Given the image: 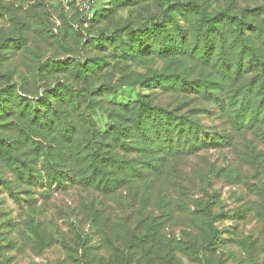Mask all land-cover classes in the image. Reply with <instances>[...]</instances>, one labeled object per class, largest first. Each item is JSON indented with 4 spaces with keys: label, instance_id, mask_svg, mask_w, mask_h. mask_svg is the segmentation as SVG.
Here are the masks:
<instances>
[{
    "label": "rangeland",
    "instance_id": "rangeland-1",
    "mask_svg": "<svg viewBox=\"0 0 264 264\" xmlns=\"http://www.w3.org/2000/svg\"><path fill=\"white\" fill-rule=\"evenodd\" d=\"M91 1L0 0V264H264V0ZM144 103L132 179L66 163Z\"/></svg>",
    "mask_w": 264,
    "mask_h": 264
},
{
    "label": "trees",
    "instance_id": "trees-1",
    "mask_svg": "<svg viewBox=\"0 0 264 264\" xmlns=\"http://www.w3.org/2000/svg\"><path fill=\"white\" fill-rule=\"evenodd\" d=\"M82 14H83L82 12H79L81 20L88 21L87 20L88 18L85 17L84 14L83 15ZM90 20L91 19H89L88 23L90 22ZM213 22H214L213 20L208 21V23H213ZM81 27L83 28L82 25ZM81 27H80V30L78 29L79 32H81ZM204 39L206 40L205 36H204ZM203 57H205V55ZM256 66L263 67V63L256 64ZM188 84L189 83H186L183 81L181 88L184 89V85H188ZM123 110L125 113L124 116L126 117V118L123 117V121L124 123H126V126H127V129H125L126 126L123 129L125 133H123L124 132L123 131L119 134L120 131L118 129L114 130L113 128L110 133L106 135H102L100 132L95 133V131H88L84 129L83 131L85 135L79 140V144L74 143V145H71L69 148L67 147L68 149L65 152V154L71 158V160L67 161L66 163L67 164L69 163L71 165H73L75 162L80 163V165L85 164V167L83 169L88 171L89 175L85 177L84 179L85 180L92 179L94 176L96 177L95 179L93 178L95 181L100 179V185L98 184L99 183L98 181L97 188L102 191H110L112 189V186L114 188L116 187L117 183L118 185H121V183L126 181L125 178L127 176L129 177V179H132V174H133L132 171H134L135 169L134 167H129L131 166V164L123 163V161H117L116 159L112 157H109L107 161H103L104 157L102 156V154L104 150H102L103 147L101 146H105L107 144V147H106L107 150L116 151L117 148H121L123 150H126V152H128L129 150L133 149L132 147L127 145L128 143L127 144L125 143L124 137L128 134L131 137V139L134 141L133 143L137 144V148H139L138 152L145 155L149 151H151V153L155 152V150H158L157 149L158 146L164 145V143H162L160 139L161 134H163L166 140L167 138H169L168 135L171 136V134L168 133L167 128H166V121H163V119H161L162 118L161 116H159L160 120H158V122L156 121L155 118L152 119L151 121L150 120L146 121L144 119L145 116H149L153 118L152 115H153L154 110H152V107L151 105H149V103H144V106L139 107L138 109L135 107L131 109V116H132L131 119L127 117V114L130 113V111H128V107H125ZM60 113H56V111L54 110V114L57 115L56 116L58 120L57 122H60L61 118L65 115V112L61 111ZM63 113L64 115H62ZM64 119L66 121V118ZM240 120L242 121L243 119L240 118ZM66 122L69 123L68 127L63 128L62 126H60L59 130L64 129V131H62V134L66 138L70 137L71 139H74L72 138V136H74L75 134H73V131H71L73 127L70 121H66ZM118 123H121V121H118ZM56 132L60 133V131L58 130H56ZM153 134L155 136H153ZM101 140H105L107 143L105 145H101L99 144ZM156 140H158L159 143ZM167 143H168V140L167 142H165V144ZM123 144H126V145L123 146ZM194 145L195 143L192 146ZM63 152L64 151L61 150V155L64 154ZM172 153H175L174 155H177L181 153V150L176 149L173 151H168V154H172ZM114 160H116V162L118 163H115ZM106 174H111L112 176L122 175L123 177L122 179L119 180L120 182L113 183L111 181L110 183H108ZM119 258H121L122 264H131V260H134L133 257H130V256L128 257L127 255H124L123 253L119 255Z\"/></svg>",
    "mask_w": 264,
    "mask_h": 264
},
{
    "label": "built area",
    "instance_id": "built-area-1",
    "mask_svg": "<svg viewBox=\"0 0 264 264\" xmlns=\"http://www.w3.org/2000/svg\"><path fill=\"white\" fill-rule=\"evenodd\" d=\"M79 11L80 12H84V15H87L90 11V5H91V0H75ZM84 27H86V25H83Z\"/></svg>",
    "mask_w": 264,
    "mask_h": 264
}]
</instances>
